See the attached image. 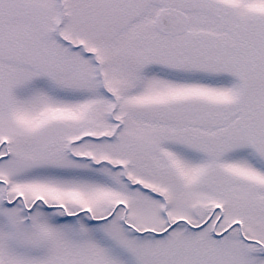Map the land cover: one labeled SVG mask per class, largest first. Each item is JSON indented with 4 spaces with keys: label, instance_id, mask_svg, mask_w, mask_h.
Returning <instances> with one entry per match:
<instances>
[{
    "label": "snow or ice",
    "instance_id": "1",
    "mask_svg": "<svg viewBox=\"0 0 264 264\" xmlns=\"http://www.w3.org/2000/svg\"><path fill=\"white\" fill-rule=\"evenodd\" d=\"M0 264H264V0H0Z\"/></svg>",
    "mask_w": 264,
    "mask_h": 264
}]
</instances>
